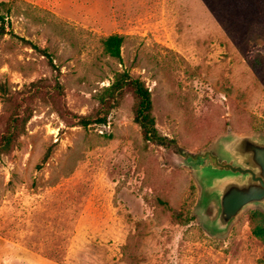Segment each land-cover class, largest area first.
Here are the masks:
<instances>
[{
    "label": "rangeland",
    "instance_id": "374dc122",
    "mask_svg": "<svg viewBox=\"0 0 264 264\" xmlns=\"http://www.w3.org/2000/svg\"><path fill=\"white\" fill-rule=\"evenodd\" d=\"M2 1L0 264H264L249 212L264 208L213 233L217 205L183 155L264 136V0ZM118 70L145 81L171 145L147 139L133 91L105 104Z\"/></svg>",
    "mask_w": 264,
    "mask_h": 264
},
{
    "label": "water",
    "instance_id": "95a60500",
    "mask_svg": "<svg viewBox=\"0 0 264 264\" xmlns=\"http://www.w3.org/2000/svg\"><path fill=\"white\" fill-rule=\"evenodd\" d=\"M183 155L198 162L202 205H217L216 216L208 222L213 233L225 235L248 207L264 208V136L223 135L212 149Z\"/></svg>",
    "mask_w": 264,
    "mask_h": 264
},
{
    "label": "trees",
    "instance_id": "16d2710c",
    "mask_svg": "<svg viewBox=\"0 0 264 264\" xmlns=\"http://www.w3.org/2000/svg\"><path fill=\"white\" fill-rule=\"evenodd\" d=\"M18 1V0H17ZM12 10L11 4L7 1L0 2V35L3 34L2 30L5 29V20L7 14ZM24 43L29 44L32 48L37 49L43 55L51 57L47 48H41L35 44L30 39L25 37H19ZM126 36L120 33H113L107 36H104L102 44L105 52L118 59L120 62L123 60L122 56V47L124 45ZM50 63L56 67L53 63V59L50 58ZM128 90L134 92L135 96L138 99V106L136 109L135 121L142 127L145 136L151 141L158 142L163 145H171L173 140L169 139L165 135H161L157 126H156V117L153 112V96L149 87L146 85L139 77H135L129 73L128 70H118L114 72L113 80L111 85L106 89V97L104 98L105 104H114L120 98H122ZM107 114V113H105ZM81 115L74 116L75 119H78L77 123L83 126H89L93 123H106L107 115ZM21 122V119L16 117L15 123L13 126L17 127ZM13 133H9L5 136V139L1 142L3 146H8L9 142L13 138ZM174 147L178 148V146ZM49 153L46 154L47 158ZM253 219L259 221L258 224L254 226V233L262 239L264 242V212L260 209H253L249 211Z\"/></svg>",
    "mask_w": 264,
    "mask_h": 264
}]
</instances>
